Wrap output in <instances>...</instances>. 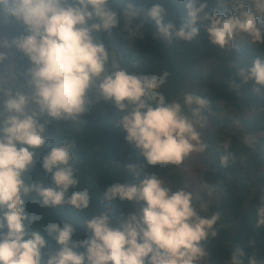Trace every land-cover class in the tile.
Returning a JSON list of instances; mask_svg holds the SVG:
<instances>
[{"label":"clouds","instance_id":"1","mask_svg":"<svg viewBox=\"0 0 264 264\" xmlns=\"http://www.w3.org/2000/svg\"><path fill=\"white\" fill-rule=\"evenodd\" d=\"M177 2L184 4L186 11L179 29L164 22L166 10L159 4L146 14L158 35L169 44L191 42L199 35L197 25L203 27L205 23L210 44L221 50L232 49L241 36L248 37L252 44L264 43V28L258 21L264 16V0H231L235 5L231 14L209 11L208 0ZM111 3L0 0V22L14 21L23 25L26 33L0 39V65L10 60L13 50L22 53L30 64L24 73L30 90L27 93L8 87L11 79L0 73V264H201L208 257V240L218 234L215 226L219 212L202 215L191 191L174 190L156 176L139 179L140 170L131 165L128 171L139 182L110 184L101 203L135 202L140 205L138 215L116 221L110 207L101 214H92L83 221L88 235L79 243L73 242L77 229L68 221L50 223L46 234L30 230L29 226L39 219L25 210L32 194L45 209L67 205L81 212L90 206L87 189L72 190L78 184L72 143L54 145L40 159L52 186L27 184L24 175L36 162L37 150L49 142L39 117L80 121L92 90L122 113L116 124L148 165L180 166L192 153L207 149L197 126H203L202 113L209 101L194 94H185L182 102L169 101L162 92L167 72L136 74L122 68L116 50L110 51L101 34L111 37L121 17L127 28L133 18L141 15V9L125 4L117 11ZM141 28L128 29L129 37H141ZM239 78L264 87V59L257 57L250 67L241 69ZM254 91L258 93L259 88ZM228 160V155L221 157L223 165ZM200 207L206 210V205ZM257 216V226L264 224V207L257 209ZM46 237L54 239L57 246L46 254L47 258L43 251ZM242 256L237 248L229 264H242Z\"/></svg>","mask_w":264,"mask_h":264},{"label":"trees","instance_id":"2","mask_svg":"<svg viewBox=\"0 0 264 264\" xmlns=\"http://www.w3.org/2000/svg\"><path fill=\"white\" fill-rule=\"evenodd\" d=\"M125 4L141 9V15L133 18L127 28L121 17V23L111 37L101 34L110 51L116 50L120 66L136 74L167 72L169 76L162 92L169 101L182 102L185 94L198 95L209 101L202 113L204 137L201 139L207 144V170L203 180L210 194L216 195L218 200L209 202L202 195L195 204L202 215L219 212L220 220L215 226L217 236L206 244V264H229L237 248L243 252L242 264H264V224L257 226V209L264 207V87L254 81L244 83L239 78L241 69L250 67L257 57L264 59V43L252 44L248 37L241 36L234 41L232 49L221 50L210 44L204 31L205 23L203 27L197 25L199 35L191 42L173 41L169 44L158 35L154 23L147 20V11L159 4L166 10L164 22L173 23L179 29L186 18L184 4L177 0H112L110 7L120 11ZM234 7L231 0H208V10L215 9L220 14H231ZM248 7L251 10L252 5L248 4ZM258 21L264 28V16L258 17ZM138 25H142V36L130 38L128 29ZM0 34L11 39L26 33L23 25L13 21L8 24L0 22ZM29 67L27 58L13 50L12 74L3 65H0V73L11 79L8 87L27 93L30 90L24 73ZM233 84L238 87L234 88ZM256 88H259L258 93L254 91ZM88 99V109L78 122L51 120L46 115L39 117V122L46 127L49 142L37 150L36 162L24 175L27 184L52 186L50 176L43 171L41 157L54 145L74 144L72 164L78 184L72 190L89 191V208L81 212L67 205L45 209L32 194L25 210L29 215L39 217L29 226L30 230L42 234H46L50 223L71 222L77 229L72 237L76 243L87 238L83 221L88 216L101 214L110 207L112 218L120 221L133 211L134 202L101 203L110 184L135 183L147 175L165 180V185L174 190L184 188L191 191L185 186L180 166H150L135 146L126 141V133L116 124L122 113L112 102L103 101L95 90L88 93ZM222 102L225 108H233L241 114L238 126L234 124V114L221 115ZM31 108L35 110L34 105ZM225 155L229 156L227 165L221 163V157ZM130 165L140 170L139 179L128 171ZM201 204L206 205V210H201ZM46 242L45 258L57 247L52 238L46 237ZM77 251L83 252L84 249L78 248Z\"/></svg>","mask_w":264,"mask_h":264},{"label":"rangeland","instance_id":"3","mask_svg":"<svg viewBox=\"0 0 264 264\" xmlns=\"http://www.w3.org/2000/svg\"><path fill=\"white\" fill-rule=\"evenodd\" d=\"M4 38L0 34V39ZM4 68H7L8 73L11 75L13 72V55L11 56L10 60L5 61L4 64H2ZM221 115L222 116H228V113H232L235 115L234 124L236 126L239 125V118L241 114L235 112V110L230 107L225 108L223 102L221 103ZM248 116L251 115V113H247ZM197 130L200 132L201 138L204 137V130L200 126ZM206 153H192L188 158H186L182 165H180V172L183 176V180L185 182L186 188L191 190L196 198L201 197L202 195H205L209 202H215L218 200L216 195H211L208 191L205 182L203 180V174L207 170V164H206ZM165 184V180H162ZM217 202V201H216ZM140 211V205L133 203V211L128 215L131 216L133 214L138 215ZM207 258L201 262V264H206Z\"/></svg>","mask_w":264,"mask_h":264}]
</instances>
